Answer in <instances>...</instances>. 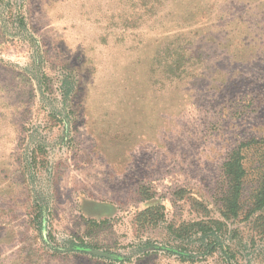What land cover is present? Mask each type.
Instances as JSON below:
<instances>
[{
  "label": "rangeland",
  "instance_id": "1",
  "mask_svg": "<svg viewBox=\"0 0 264 264\" xmlns=\"http://www.w3.org/2000/svg\"><path fill=\"white\" fill-rule=\"evenodd\" d=\"M263 168L264 0H0V264H264Z\"/></svg>",
  "mask_w": 264,
  "mask_h": 264
},
{
  "label": "trees",
  "instance_id": "2",
  "mask_svg": "<svg viewBox=\"0 0 264 264\" xmlns=\"http://www.w3.org/2000/svg\"><path fill=\"white\" fill-rule=\"evenodd\" d=\"M254 139H249L240 142V144L233 148L227 155L225 161L222 164V174L224 177L226 188L224 195L220 202V215L224 219H233L240 215L242 211V204L240 197L242 195L245 166H244V152L246 148L254 143ZM163 207L161 205H152L145 208L140 214L146 217V220L151 224H156L161 218L160 210ZM251 212H257L254 217L253 229L264 236V168L260 174L258 184L252 193L251 200ZM43 209L40 206L36 217H38L37 223L39 228L42 224ZM35 217V218H36ZM176 236H190L193 234H199L200 238L215 237L218 233L228 231L226 230L225 223L220 219L209 218L205 220H197L186 224H179L178 226H170ZM44 242H46L43 239ZM59 250V249H58ZM63 251V250H62ZM182 258H189L188 256H181Z\"/></svg>",
  "mask_w": 264,
  "mask_h": 264
},
{
  "label": "water",
  "instance_id": "3",
  "mask_svg": "<svg viewBox=\"0 0 264 264\" xmlns=\"http://www.w3.org/2000/svg\"><path fill=\"white\" fill-rule=\"evenodd\" d=\"M87 252L92 253L94 255H98V256H105V257H109V258H115L114 255L108 254V253L103 252V251L98 250V249H87Z\"/></svg>",
  "mask_w": 264,
  "mask_h": 264
}]
</instances>
